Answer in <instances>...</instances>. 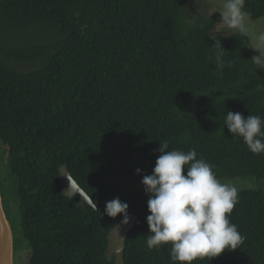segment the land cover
I'll return each mask as SVG.
<instances>
[{"label": "trees", "instance_id": "obj_1", "mask_svg": "<svg viewBox=\"0 0 264 264\" xmlns=\"http://www.w3.org/2000/svg\"><path fill=\"white\" fill-rule=\"evenodd\" d=\"M192 2L0 0V139L19 182L29 264H116L108 235L123 216L104 209L117 197L136 217L126 264H172L170 245L146 246L142 179L162 141L195 149L220 180H264V154L224 126L227 111L264 117V69L241 34L213 48L212 23ZM245 11L263 18L264 0H246ZM62 166L98 210L62 195ZM229 219L243 244L196 264H264V191H239Z\"/></svg>", "mask_w": 264, "mask_h": 264}, {"label": "clouds", "instance_id": "obj_2", "mask_svg": "<svg viewBox=\"0 0 264 264\" xmlns=\"http://www.w3.org/2000/svg\"><path fill=\"white\" fill-rule=\"evenodd\" d=\"M245 5L246 0H222L220 10H208L210 16L217 12L221 16L213 30L218 35L211 34L213 48L225 51L218 38L220 34L224 37L229 33L248 35ZM254 50L258 55L251 62L256 70L264 69V33L257 36ZM224 126L233 139H242L251 153L264 154V117L252 114L245 117L240 112L227 111ZM160 143L153 173L143 175L142 179L149 197L148 250L170 245L172 264L212 261L226 251L237 250L245 237L229 217L238 203V188L218 179L215 166L198 158L195 149L169 150L167 141ZM136 172L141 174L140 169ZM93 208L98 210L95 204ZM104 214L113 219L122 215L123 220L116 223L120 228L121 224L130 223L129 205L118 197L105 203Z\"/></svg>", "mask_w": 264, "mask_h": 264}, {"label": "rangeland", "instance_id": "obj_3", "mask_svg": "<svg viewBox=\"0 0 264 264\" xmlns=\"http://www.w3.org/2000/svg\"><path fill=\"white\" fill-rule=\"evenodd\" d=\"M205 2H197L193 0L190 4L192 8H195V12L199 15L205 14L207 18L211 21L212 27L209 30L210 38L212 35H218L213 30L215 28V23L220 22V13H214L212 16L208 14V10L218 11L222 7V0H204ZM194 10V9H193ZM249 33L247 36L242 35L248 45L249 53L252 57L258 55L254 50L257 45V36L260 33H264V17L259 20L252 19L249 15L247 17ZM212 34V35H211ZM240 35L238 33H229L231 35ZM228 36V37H229ZM218 38L223 41L225 38L222 34ZM222 45V43H221ZM7 145L3 140L0 139V190L3 195L4 207L7 213L8 219L10 220L15 236L16 243V254H15V264H29L31 249L29 247L27 239L23 235L22 230V213H21V197L18 178L12 173L10 165L8 163ZM222 182L234 184L239 191L250 190V189H261L264 191V180L258 181L253 177H241L235 179H222Z\"/></svg>", "mask_w": 264, "mask_h": 264}, {"label": "water", "instance_id": "obj_4", "mask_svg": "<svg viewBox=\"0 0 264 264\" xmlns=\"http://www.w3.org/2000/svg\"><path fill=\"white\" fill-rule=\"evenodd\" d=\"M61 176L64 180L62 195L74 198L76 195L82 197L80 207L85 209L86 204L94 205L91 197L79 186L77 181L72 177L66 166L61 167ZM135 215H130L128 225L121 224V228L115 226L108 235L109 257H115L116 264H126L125 251L126 242L129 233L135 226ZM0 264H15V236L13 226L8 219L4 207L3 195L0 190Z\"/></svg>", "mask_w": 264, "mask_h": 264}, {"label": "bare ground", "instance_id": "obj_5", "mask_svg": "<svg viewBox=\"0 0 264 264\" xmlns=\"http://www.w3.org/2000/svg\"><path fill=\"white\" fill-rule=\"evenodd\" d=\"M69 171V170H68ZM80 186V185H79ZM81 187V186H80ZM83 201H82V197H81V202L80 203H82ZM80 203L78 204V206L80 205ZM80 207V206H79Z\"/></svg>", "mask_w": 264, "mask_h": 264}, {"label": "flooded vegetation", "instance_id": "obj_6", "mask_svg": "<svg viewBox=\"0 0 264 264\" xmlns=\"http://www.w3.org/2000/svg\"><path fill=\"white\" fill-rule=\"evenodd\" d=\"M15 254H16V243H15Z\"/></svg>", "mask_w": 264, "mask_h": 264}]
</instances>
